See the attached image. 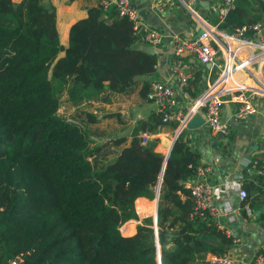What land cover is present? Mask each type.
<instances>
[{"label": "trees", "instance_id": "obj_1", "mask_svg": "<svg viewBox=\"0 0 264 264\" xmlns=\"http://www.w3.org/2000/svg\"><path fill=\"white\" fill-rule=\"evenodd\" d=\"M262 18L255 0H234L217 28L230 34ZM134 41L126 19L95 7L69 27L62 48L52 7L0 0V264H207L232 244L209 218L194 214L183 182L199 155L183 132L162 171L155 230L144 218L125 237L132 229L124 224L137 220V199L147 200L136 202L138 214L154 217L163 156L154 151L156 139L141 145L139 134H157L160 116L137 121L128 144L119 138L90 146L84 128L97 122L94 116L56 114L59 93L75 106L104 103L107 94L128 93L136 77L150 76L155 56ZM146 89L141 83L143 99ZM261 180L243 186L242 205H263Z\"/></svg>", "mask_w": 264, "mask_h": 264}, {"label": "crops", "instance_id": "obj_2", "mask_svg": "<svg viewBox=\"0 0 264 264\" xmlns=\"http://www.w3.org/2000/svg\"><path fill=\"white\" fill-rule=\"evenodd\" d=\"M99 1L41 0L42 5L50 6L54 10L55 29L59 45L62 48L67 45L69 27L73 23L84 19L89 8L98 7ZM131 1L138 8L142 23L149 28L162 31L166 35L176 34L184 39L194 38L199 31V27L193 18L176 5L151 10V0ZM193 8L200 19L207 24L217 25L225 16L219 15L217 0H196ZM262 13L264 15V11ZM260 21H264V18ZM134 46L141 51L148 48L136 40L134 41ZM170 48L168 37L165 38L161 46L153 49L149 48L155 56L154 72L150 76L136 77L134 85L128 93L107 94L106 102L104 103L90 102V112L78 109L81 104L85 103L70 107L65 97H63V101L73 111L87 112L94 116L97 120L95 125L103 122L101 119L103 115L109 116L104 120L111 118L114 124L127 130L126 136L122 137H125V144H128L130 132L136 122L145 120L150 113L154 112L153 106L139 95L141 83L146 82L148 84L149 81L154 80L171 85L177 106L186 112L192 107L196 98L200 96L205 82L209 79L206 78L203 70L196 68L192 60L191 62L189 61L190 58L183 57L184 62L188 64L189 70L185 73L189 79L187 85L179 86L171 73L174 58ZM60 56H62V52L59 54ZM190 81H195L194 86L190 84ZM190 94L194 95V97L190 96ZM260 105L259 114L244 123L233 120L231 107L224 105L222 118L229 127L228 135L225 138L212 137L204 125L195 130H186L184 126L185 130L183 131V137L187 141L188 148L195 150L199 155L198 165L208 169L207 175L202 179L211 189L210 207L218 211V218L212 220V222L219 227L218 230L223 231L228 237L232 238V244L225 249L223 254L230 264H249L264 240V231L262 229L264 203L260 208L252 209L250 216L244 215L243 212L239 211L242 202L237 197L232 180L235 174L242 173L246 164L251 162L259 163L264 160L263 102ZM92 126L88 125V127L94 129L92 132L84 128L88 138L90 136H99L96 127L93 128ZM174 134L175 129H171L166 125L157 134L151 135L149 140H157L154 151L162 156L165 155ZM249 183L242 184V188L245 185H249ZM252 197L254 198L255 196ZM139 200L145 199H137L134 202L137 221H129L124 224H129L132 227V231H129L128 235H124L125 237L132 236L135 233V227L140 225L142 218L145 217H140L137 212L136 202ZM253 200L256 201L257 199L254 198ZM205 260L208 262V257Z\"/></svg>", "mask_w": 264, "mask_h": 264}, {"label": "built area", "instance_id": "obj_3", "mask_svg": "<svg viewBox=\"0 0 264 264\" xmlns=\"http://www.w3.org/2000/svg\"><path fill=\"white\" fill-rule=\"evenodd\" d=\"M233 1L217 0L220 16L232 8ZM195 3L196 0H151L150 3L151 10L176 5L189 14L200 30L198 35L191 39H184L176 34L166 35L162 31L147 27L142 23L138 8L131 0H100L98 8L105 13L112 11L116 17L126 19L131 25L135 40L145 47H159L168 37L174 58L171 73L179 86L187 85L189 79L185 73L189 70L188 64L184 62L183 57L190 58L189 61L192 60L196 68L203 70L206 78H209L200 96L186 112L177 106L171 85L149 81L144 100L150 103L154 113L160 116L161 125L174 124L175 132L181 133L185 130L186 122L197 114L208 133L214 138L222 139L227 137L229 132L228 124L222 118L224 105L231 107L232 119L241 123L258 115L261 110L260 103L264 100V21L242 26L228 34L219 30L217 25L201 20L194 11ZM150 136L148 133H140V144L144 145ZM207 173V168L198 166L183 182V188L192 201L194 214L200 219L209 218L212 221L218 218V211L210 207L211 189L202 179ZM259 178L263 180L264 185V160L246 164L242 173L232 177L233 188L241 202L248 196L242 184L252 182L257 185ZM239 211L250 216L252 209L248 203H241ZM262 229L264 231V220ZM206 263L230 264L224 255L208 257ZM9 264H16V261L13 260ZM249 264H264V240Z\"/></svg>", "mask_w": 264, "mask_h": 264}, {"label": "rangeland", "instance_id": "obj_4", "mask_svg": "<svg viewBox=\"0 0 264 264\" xmlns=\"http://www.w3.org/2000/svg\"><path fill=\"white\" fill-rule=\"evenodd\" d=\"M255 2L260 6V8L262 9V12L264 11V0H255ZM63 94L59 93L58 94V99H59V105H58V108H57V111H56V114L58 116H60L61 118H64V119H69L74 115L75 112L77 111H73L72 108H69L68 104H66L64 101H63ZM92 102V101H90ZM90 102H85V104H81L78 109L80 110H85V111H88L90 112L91 109H90ZM263 102L264 104V100H261V103ZM72 106V104H70V107ZM87 113V112H86ZM106 117V115H103L101 117V119L103 120V122H101L100 124H94L92 127L95 128L98 130V135L99 136H90L88 139L92 142V144H90V146L92 145H104V144H108V143H111L115 140H118L119 138H124L125 137H122V136H126V129L125 128H122L116 124L113 123V119L109 118L107 120H104ZM100 119V118H99ZM108 123V124H107ZM110 124V125H109ZM89 130V132H92L94 129L90 128V127H85ZM100 130V131H99ZM125 134V135H124ZM95 144H94V143ZM108 146V145H106ZM109 147V146H108ZM112 150H117V149H112ZM143 202V201H142ZM139 203V202H137ZM144 203H147V201H145ZM143 216V215H141ZM140 216V217H141ZM143 218H150L152 220V216H145ZM142 218V219H143ZM137 221V220H136ZM122 228L123 226H121L119 228V231L121 233V235L123 234L122 233ZM132 229V227H131ZM125 235V234H123ZM122 235V236H123Z\"/></svg>", "mask_w": 264, "mask_h": 264}, {"label": "water", "instance_id": "obj_5", "mask_svg": "<svg viewBox=\"0 0 264 264\" xmlns=\"http://www.w3.org/2000/svg\"><path fill=\"white\" fill-rule=\"evenodd\" d=\"M199 32H200V30L198 31V33ZM198 33H197V35H198ZM143 52L148 54V55H153L152 50L149 49V48H146ZM202 125H203V122H202L201 118L196 114L193 117H191V119L188 120L187 124H185V129L186 130H195V129H197L198 127H200ZM178 133H179V131L175 132V134L173 136V139L171 141V144H170V146H169V148L167 150V153L165 155H163L162 168H161V172L159 174L158 180H157L156 188H155V191H154V197H153V200H154V203H155L154 204L155 213H154V217L152 218V222H153L152 229L153 230H155V216H156V206H157V195H158V187H159V184H160V181H161L162 171H163L166 159L168 157L169 151L171 149L172 143L176 139ZM156 260H157V263H158L159 262V257H158V253L157 252H156Z\"/></svg>", "mask_w": 264, "mask_h": 264}]
</instances>
